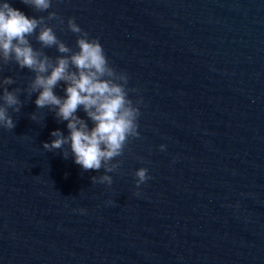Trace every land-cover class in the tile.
I'll return each mask as SVG.
<instances>
[{
  "label": "water",
  "instance_id": "95a60500",
  "mask_svg": "<svg viewBox=\"0 0 264 264\" xmlns=\"http://www.w3.org/2000/svg\"><path fill=\"white\" fill-rule=\"evenodd\" d=\"M9 2L68 47L29 35L52 63L77 50L68 17L99 40L140 100L139 135L107 172L45 149L66 122L33 103V70L0 57L19 100L0 128V264H264V0Z\"/></svg>",
  "mask_w": 264,
  "mask_h": 264
},
{
  "label": "clouds",
  "instance_id": "9594fccd",
  "mask_svg": "<svg viewBox=\"0 0 264 264\" xmlns=\"http://www.w3.org/2000/svg\"><path fill=\"white\" fill-rule=\"evenodd\" d=\"M36 9H48L51 0H22ZM55 15V13H49ZM39 19L26 15L13 7L9 0H0V57H13L18 65L27 67L35 73L31 82L33 91H37L33 103L37 107L53 106L59 119L65 121L67 133L52 129L50 141L42 142L45 149L62 148L67 144L74 163L81 168L111 171L108 161L121 154L126 140L138 136L137 99L134 104L126 89L127 74L114 72L109 65L103 47L95 37H89L72 17H68V29L79 35L76 38L77 50L69 56H58L52 63L46 56L37 53L29 42V35L36 32V39L43 45L55 44L61 53L68 47L57 39L51 27L44 25L37 31ZM69 62L75 71L69 69ZM64 82V95L58 96L54 86ZM5 77L3 83H9ZM17 96L7 88L0 91V128L11 129L14 121L7 113V107L18 105ZM78 106L82 108L91 126L76 114ZM16 110V109H14ZM164 150L165 145L158 146ZM67 155V152L63 153ZM147 169L138 167L134 175L135 184L146 179ZM95 179V178H93ZM102 182H111V177L102 175ZM83 212L84 209H79Z\"/></svg>",
  "mask_w": 264,
  "mask_h": 264
}]
</instances>
